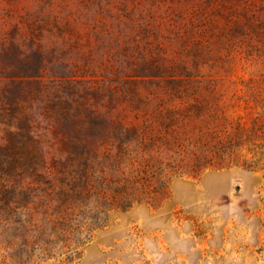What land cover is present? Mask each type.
Here are the masks:
<instances>
[{
  "label": "rangeland",
  "instance_id": "1",
  "mask_svg": "<svg viewBox=\"0 0 264 264\" xmlns=\"http://www.w3.org/2000/svg\"><path fill=\"white\" fill-rule=\"evenodd\" d=\"M3 87L67 196L0 264H264V0H0Z\"/></svg>",
  "mask_w": 264,
  "mask_h": 264
},
{
  "label": "trees",
  "instance_id": "2",
  "mask_svg": "<svg viewBox=\"0 0 264 264\" xmlns=\"http://www.w3.org/2000/svg\"><path fill=\"white\" fill-rule=\"evenodd\" d=\"M24 102L17 96L9 98L7 88H0V123L5 126V138L0 143V233L7 234L13 244H17L13 241L16 234L26 246L36 245L40 221L50 218L43 212L38 216L39 200L45 199L48 207L56 192L66 197L67 182L56 190L52 181L40 172L43 167L40 136L34 128L30 106L27 109ZM77 189L71 187V195L79 193Z\"/></svg>",
  "mask_w": 264,
  "mask_h": 264
}]
</instances>
